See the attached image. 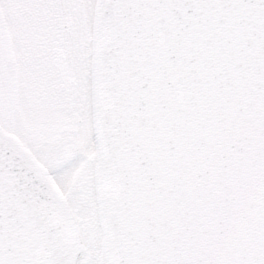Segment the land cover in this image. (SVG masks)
<instances>
[{
    "label": "snow or ice",
    "instance_id": "6c2138e0",
    "mask_svg": "<svg viewBox=\"0 0 264 264\" xmlns=\"http://www.w3.org/2000/svg\"><path fill=\"white\" fill-rule=\"evenodd\" d=\"M0 264H264V0H0Z\"/></svg>",
    "mask_w": 264,
    "mask_h": 264
}]
</instances>
